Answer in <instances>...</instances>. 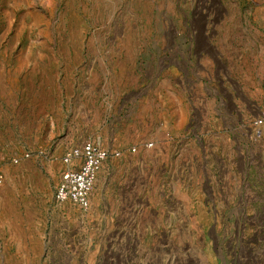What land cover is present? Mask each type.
<instances>
[{
    "label": "rangeland",
    "instance_id": "1",
    "mask_svg": "<svg viewBox=\"0 0 264 264\" xmlns=\"http://www.w3.org/2000/svg\"><path fill=\"white\" fill-rule=\"evenodd\" d=\"M260 112L264 0H0V264H264Z\"/></svg>",
    "mask_w": 264,
    "mask_h": 264
},
{
    "label": "built area",
    "instance_id": "2",
    "mask_svg": "<svg viewBox=\"0 0 264 264\" xmlns=\"http://www.w3.org/2000/svg\"><path fill=\"white\" fill-rule=\"evenodd\" d=\"M263 123L264 112H260L254 119L253 126L260 127ZM107 156L108 153L103 148L92 143H85L80 147L67 150L62 158L66 169L56 188L55 202H71L81 208H87L88 196L95 176ZM24 157H27V154ZM12 162L17 163V159H12Z\"/></svg>",
    "mask_w": 264,
    "mask_h": 264
}]
</instances>
